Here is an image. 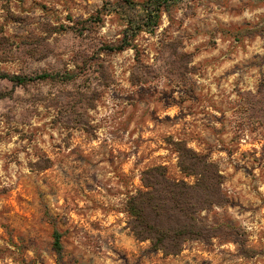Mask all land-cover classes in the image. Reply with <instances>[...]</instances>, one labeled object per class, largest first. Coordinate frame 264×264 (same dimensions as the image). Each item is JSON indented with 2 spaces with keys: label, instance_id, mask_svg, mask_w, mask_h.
<instances>
[{
  "label": "rangeland",
  "instance_id": "rangeland-1",
  "mask_svg": "<svg viewBox=\"0 0 264 264\" xmlns=\"http://www.w3.org/2000/svg\"><path fill=\"white\" fill-rule=\"evenodd\" d=\"M116 10L0 0V76H55L0 78V264H264V2L183 3L110 53ZM178 141L218 166L227 204L202 213L219 238L163 256L133 238L125 204L154 166L194 183Z\"/></svg>",
  "mask_w": 264,
  "mask_h": 264
},
{
  "label": "trees",
  "instance_id": "trees-1",
  "mask_svg": "<svg viewBox=\"0 0 264 264\" xmlns=\"http://www.w3.org/2000/svg\"><path fill=\"white\" fill-rule=\"evenodd\" d=\"M125 20L123 36L112 45H105L110 53L136 49L134 40L143 33H153L160 25L163 13L183 3L196 0H120ZM264 2V0H258ZM1 79L22 86L36 80L53 79L50 74L34 78L2 74ZM178 154V169L185 177H193V184L172 178L165 166L148 168L141 173V188L127 199V229L138 242H148L149 250L163 256L179 255L187 242L211 241L219 238V226L207 224L202 216L213 208L227 204L222 190L224 177L207 156L189 149L182 141L173 144ZM52 248L57 255L62 252L61 235L52 234Z\"/></svg>",
  "mask_w": 264,
  "mask_h": 264
}]
</instances>
